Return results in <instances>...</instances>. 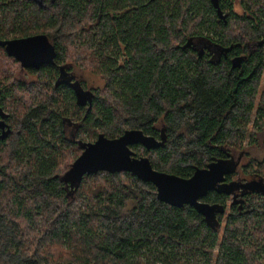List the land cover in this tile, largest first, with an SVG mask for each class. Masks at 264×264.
I'll return each mask as SVG.
<instances>
[{"label": "trees", "instance_id": "trees-1", "mask_svg": "<svg viewBox=\"0 0 264 264\" xmlns=\"http://www.w3.org/2000/svg\"><path fill=\"white\" fill-rule=\"evenodd\" d=\"M233 2L220 0L223 20L212 0H55L47 9L0 0V42L47 35L57 64L102 81L92 104L79 105L57 65L24 70L0 46V107L11 130L0 138V264H199L216 248V264H259L264 208L233 214L221 232L130 173L68 180L99 135L140 129L165 140L133 149L187 179L242 149L250 127L251 138L263 130L264 51L244 55L246 42L264 37V0H242L244 18ZM200 41L222 51L220 63L201 55Z\"/></svg>", "mask_w": 264, "mask_h": 264}, {"label": "water", "instance_id": "water-1", "mask_svg": "<svg viewBox=\"0 0 264 264\" xmlns=\"http://www.w3.org/2000/svg\"><path fill=\"white\" fill-rule=\"evenodd\" d=\"M30 1L35 2L39 8L44 7L43 0ZM219 2L220 0H212L218 15L222 16ZM0 46L25 70L40 69L45 65H56L57 51L47 35L5 40L0 42ZM258 46H264V40L259 42ZM226 52H229V49ZM70 81L72 79H68L65 74V83L70 84ZM71 87L75 91L79 105L85 106L88 102L92 104L93 94L90 90L85 91L80 82L72 84ZM0 127L5 129V122H1ZM10 133L11 130L8 128L7 131H4L1 139L4 140ZM164 144L165 140L147 135L140 129L128 130L116 139L99 135L95 142L83 146L84 151L73 163L68 180L74 187L80 185L85 176L95 175L99 172L130 173L143 182L153 184L157 189V197L162 203L175 208L190 206L204 216L210 225L218 227L211 223L219 212L218 207L200 200L212 191L229 195L241 187L239 184L226 183V177L232 172L233 164L220 159L210 163L206 168H198L192 177L186 179L156 170L148 157H137L132 149L134 146L141 145L148 151L158 150Z\"/></svg>", "mask_w": 264, "mask_h": 264}, {"label": "flooded vegetation", "instance_id": "flooded-vegetation-1", "mask_svg": "<svg viewBox=\"0 0 264 264\" xmlns=\"http://www.w3.org/2000/svg\"><path fill=\"white\" fill-rule=\"evenodd\" d=\"M54 1L55 0H49V1L43 0L44 7L42 9H46L47 3L49 4L54 3ZM30 2L38 6L35 2L33 1H30ZM246 15H247V12L244 11V16H239V17L244 18ZM228 16L229 14L227 13V14H222V16H219V17L220 19L226 20ZM24 38H27V37H24ZM18 39H21V38H18ZM263 40H264V37L257 41L246 42L245 44L246 53L244 56H246L249 59L250 57H253L256 54L264 51V46L262 47L258 46L259 42ZM199 43H200V48H203L201 55L204 54V56L209 58L211 62L220 63L222 58H224V56H222L223 55L222 51L219 48H216L215 46L210 44L209 41H200ZM53 46L56 48L54 44ZM56 51H57V48H56ZM235 61L238 62V60H235ZM56 65L58 67V72L60 75L59 77L60 79H62L61 86H63V88L65 87V74L67 75L68 79L69 78L72 79V81L69 82L70 86L72 84H75L76 82L82 83L77 78L76 74L74 73L75 68L72 67L70 64L65 65V62L61 64H57V58H56ZM239 66H241V64H239ZM84 90L86 91L87 89H84ZM88 104L89 102L86 105ZM5 114L7 113H5L4 110L0 107V123L5 122V125H6L5 129H2L0 127V138L3 135L4 131H7L8 128H10L9 124L6 122V120L9 118V115L7 114L8 116H6ZM245 156H246L245 153H243L239 157H236L235 155L227 154L225 158L223 159L229 162L230 164H233L232 172L226 177V183L235 184V185L239 184L241 186L240 188L235 189L229 195L219 194L215 191H212V192H209V194L205 198L200 200L203 203H207L213 206L215 205L218 207L219 212H217L215 220L211 222L213 224H216L218 226H223L228 223L229 219L235 213L238 216H242V215L244 216L250 213L251 208H254V209L264 208V175L261 173V171L252 172L253 171L252 170L250 172V170L245 171L244 169L243 171H241V166H242L243 160L245 159ZM260 164L264 166V161L260 162ZM250 167H252V165ZM253 199H258L259 200L258 203H256ZM203 219L206 221V218L204 216H203Z\"/></svg>", "mask_w": 264, "mask_h": 264}, {"label": "rangeland", "instance_id": "rangeland-1", "mask_svg": "<svg viewBox=\"0 0 264 264\" xmlns=\"http://www.w3.org/2000/svg\"><path fill=\"white\" fill-rule=\"evenodd\" d=\"M233 4H234V12H235V14L237 16H244V11L245 10H244L243 4H242V0H234ZM48 6H49V3H47V7ZM40 9H42V8H40ZM76 46H77V48L83 47L82 44H79V42L77 40H76ZM4 51H5V49H4ZM73 67L75 68L74 69V73L76 74L77 78L82 82V84H84L86 86V88H88V89H96V88L102 86V81H101L100 77H98L97 75H94V74H92V73H90L88 71L82 70L81 68H77L75 66H73ZM18 76H21L22 78H24L23 81H25V82H27L28 79L29 80L31 79L30 78L31 76L25 74L22 70L19 72ZM0 78H2V79L5 78L4 70L2 68L1 59H0ZM34 79L35 78H33V80ZM254 119H255V117H253V120ZM68 129H69V131H72L73 125L69 124ZM248 132L249 133H248L247 138H245L244 141L241 143V146H242L241 148L242 149H239V150L235 151L236 153H234V155L236 157H239L243 153L246 154L245 159L243 160V163H242V166H241V171H243V169L245 171L246 170L247 171L250 170V172L252 170H253L252 172L261 171V173L264 175V166H262L260 164V162L264 161V128L260 132L258 131V133L255 135V138H251V136H252V134L254 132L252 127H250ZM97 138L94 139L93 142H95L97 140ZM132 149H133V147H132ZM134 152L136 153L135 150H134ZM137 157H139V156H137ZM251 165H252V167H250ZM253 200L256 203H258V201H259L258 199H253ZM225 225L222 226L221 232H223ZM218 256H219V248H216L214 250V252H213V255H212L213 258H212V260L210 262L201 260V262H199V264H216ZM257 259L259 261V264H264V254L262 256L261 255L257 256Z\"/></svg>", "mask_w": 264, "mask_h": 264}]
</instances>
